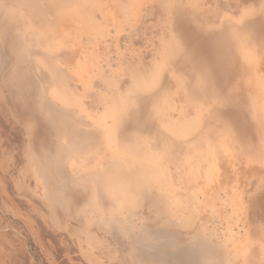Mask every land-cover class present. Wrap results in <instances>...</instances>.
I'll list each match as a JSON object with an SVG mask.
<instances>
[{
	"label": "rangeland",
	"instance_id": "374dc122",
	"mask_svg": "<svg viewBox=\"0 0 264 264\" xmlns=\"http://www.w3.org/2000/svg\"><path fill=\"white\" fill-rule=\"evenodd\" d=\"M0 264H264V0H0Z\"/></svg>",
	"mask_w": 264,
	"mask_h": 264
}]
</instances>
